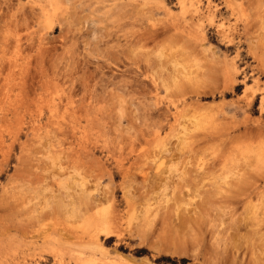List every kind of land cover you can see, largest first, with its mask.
Returning a JSON list of instances; mask_svg holds the SVG:
<instances>
[{
	"label": "rangeland",
	"instance_id": "1",
	"mask_svg": "<svg viewBox=\"0 0 264 264\" xmlns=\"http://www.w3.org/2000/svg\"><path fill=\"white\" fill-rule=\"evenodd\" d=\"M193 1L0 0V264H264V0Z\"/></svg>",
	"mask_w": 264,
	"mask_h": 264
},
{
	"label": "bare ground",
	"instance_id": "2",
	"mask_svg": "<svg viewBox=\"0 0 264 264\" xmlns=\"http://www.w3.org/2000/svg\"><path fill=\"white\" fill-rule=\"evenodd\" d=\"M178 2H179V4H180V9L181 10H186V7H188L187 6V4H189V5H194V11L195 12H197L198 13V5H196V3L193 1V0H178ZM198 15V14H197ZM198 18V17H197ZM93 264V263H92Z\"/></svg>",
	"mask_w": 264,
	"mask_h": 264
}]
</instances>
